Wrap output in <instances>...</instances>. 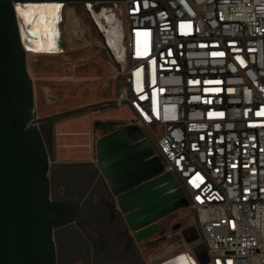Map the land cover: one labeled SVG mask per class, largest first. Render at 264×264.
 <instances>
[{"label": "built area", "instance_id": "2783aa9c", "mask_svg": "<svg viewBox=\"0 0 264 264\" xmlns=\"http://www.w3.org/2000/svg\"><path fill=\"white\" fill-rule=\"evenodd\" d=\"M111 7L122 12L125 53L121 69L109 54L113 106L129 105L128 125L183 192L198 262L264 264V0Z\"/></svg>", "mask_w": 264, "mask_h": 264}, {"label": "water", "instance_id": "95a60500", "mask_svg": "<svg viewBox=\"0 0 264 264\" xmlns=\"http://www.w3.org/2000/svg\"><path fill=\"white\" fill-rule=\"evenodd\" d=\"M50 1L60 6L53 19L57 40L51 51L58 54L63 51L58 25L64 6L89 0H0V264H57L55 232L100 218L82 197L52 196L49 172L68 164L54 162L41 132L40 124L56 116L33 118V81L27 69V54L33 52L28 39L39 40L40 34L25 25L18 7ZM89 18L121 69L122 12L100 5ZM95 128L104 134L96 143L97 165L117 207L137 241L154 237L159 234L158 220L188 207L183 192L173 176L164 173L161 159L141 130L120 122L96 123ZM156 194L162 198L152 202L150 196ZM181 236L189 251L184 255L192 264H204L198 262L197 248L187 243L184 231Z\"/></svg>", "mask_w": 264, "mask_h": 264}, {"label": "rangeland", "instance_id": "374dc122", "mask_svg": "<svg viewBox=\"0 0 264 264\" xmlns=\"http://www.w3.org/2000/svg\"><path fill=\"white\" fill-rule=\"evenodd\" d=\"M58 27L63 54H27V69L33 81V118L56 116L46 121L48 124L43 125L41 132L54 162L68 164L50 170L51 193L54 198L71 195L91 199L90 191H103L112 196L97 165L96 143L104 134L95 124L128 125L135 120V115L126 103L113 106L120 82L114 77L113 63L102 37L83 9L73 5L64 7ZM75 110L79 111L57 116ZM161 198L159 194L150 196L152 202ZM193 221L189 207L158 220L159 234L150 238V244L156 247L154 256L164 246L171 250V257L186 250L182 231L187 243L198 244L199 239L192 230ZM201 252L198 247L197 253Z\"/></svg>", "mask_w": 264, "mask_h": 264}, {"label": "crops", "instance_id": "0c3cea01", "mask_svg": "<svg viewBox=\"0 0 264 264\" xmlns=\"http://www.w3.org/2000/svg\"><path fill=\"white\" fill-rule=\"evenodd\" d=\"M105 47L110 54L106 45ZM63 53L62 51L59 54ZM90 192L95 196L90 194L92 199L89 205L98 211L100 218L93 220L84 228V235L73 225L55 232L57 264H160L173 258L177 259L178 254L182 258L186 252H189L185 247L186 250L179 251L171 257L169 255L171 250L164 246L163 251L155 257L156 247L150 244L152 237L137 241L125 220V214L116 204L109 203L108 198L111 196L103 191ZM98 196H103L105 203L109 204L105 206L99 204ZM85 198L87 200L88 197ZM173 264H190V262L182 258Z\"/></svg>", "mask_w": 264, "mask_h": 264}, {"label": "bare ground", "instance_id": "6f19581e", "mask_svg": "<svg viewBox=\"0 0 264 264\" xmlns=\"http://www.w3.org/2000/svg\"><path fill=\"white\" fill-rule=\"evenodd\" d=\"M49 11H40L41 9L38 8H32V9H23L21 10L20 7H18V10L21 12V16L23 18V22L25 25H29V29L31 30H38L40 37L39 40L34 41L33 39H28L30 47H32L31 51L34 53H46V54H53L51 51L54 52V49L56 48V28L53 24L54 17L58 14L60 10V6L56 11L51 9L49 7ZM39 18H41L39 20ZM35 19H38V26L34 23H32V20L35 21ZM110 20V19H109ZM110 22V21H109ZM44 26H46L47 32H44ZM44 28V29H43ZM47 33L50 34V36H47ZM107 34H110V31L107 30ZM46 41V42H45ZM182 258H186L189 260L190 264H192L193 260H191L188 256H182ZM181 257L175 258L174 260L170 261V264H173L174 262H178ZM194 263V262H193Z\"/></svg>", "mask_w": 264, "mask_h": 264}, {"label": "flooded vegetation", "instance_id": "af4514ba", "mask_svg": "<svg viewBox=\"0 0 264 264\" xmlns=\"http://www.w3.org/2000/svg\"><path fill=\"white\" fill-rule=\"evenodd\" d=\"M28 1H30V0H28ZM112 1L113 0H89V2H78V3L66 4L64 7L69 6V5L78 6L81 9H83V11L89 17V12L93 11L95 7H98L100 5L111 6ZM49 7H51V9H53L54 11H56L59 6H57L56 3L50 1V2H47V3H35V4H31V5H28V7H26L25 9L38 8V9H41L40 11L44 12V11H49V9H50ZM107 20H108V22L109 21H112V18L111 17H108ZM36 22H38V19H35V21L32 20V23L36 24ZM36 25L38 26V24H36ZM44 28H43L44 29V32H47L46 26H44ZM45 124H48V122H42L40 124V128L41 129H44L43 128L44 127L43 125H45ZM112 198H114V197L111 196L110 198H108L109 199V203L112 202V203L116 204L115 199L112 200ZM91 199H92V197H91ZM91 199H87V200L85 199V200H86V202L88 204H90ZM98 201H99V204L104 205V206H105V204L106 205L109 204V203H105L106 201H105V198L103 196L102 197L101 196H98ZM89 223L90 222L84 223V224H82L81 227L80 226H76V225H73V226H75L77 229H79V231L81 232V234L84 235V228L87 227Z\"/></svg>", "mask_w": 264, "mask_h": 264}, {"label": "snow or ice", "instance_id": "6c2138e0", "mask_svg": "<svg viewBox=\"0 0 264 264\" xmlns=\"http://www.w3.org/2000/svg\"><path fill=\"white\" fill-rule=\"evenodd\" d=\"M33 35H38V33H33ZM214 55H224V53H214ZM257 115H260V113H257ZM229 264H231V262L229 261Z\"/></svg>", "mask_w": 264, "mask_h": 264}]
</instances>
